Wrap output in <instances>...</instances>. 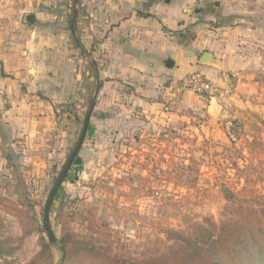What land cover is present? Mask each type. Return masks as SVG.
Wrapping results in <instances>:
<instances>
[{
  "label": "rangeland",
  "instance_id": "1",
  "mask_svg": "<svg viewBox=\"0 0 264 264\" xmlns=\"http://www.w3.org/2000/svg\"><path fill=\"white\" fill-rule=\"evenodd\" d=\"M107 3L143 0H78L77 34L102 86L50 220L57 238L98 250L115 240L143 261L178 250L177 232L202 238L210 222L232 217L233 202L264 207V6L238 43L244 64L226 71L233 97L212 103L179 81L143 102L142 82L108 69L107 23L97 18ZM72 12L73 0H0V57L11 60L4 69L0 58V264H58L62 255L59 243L45 251L43 212L96 86Z\"/></svg>",
  "mask_w": 264,
  "mask_h": 264
},
{
  "label": "crops",
  "instance_id": "2",
  "mask_svg": "<svg viewBox=\"0 0 264 264\" xmlns=\"http://www.w3.org/2000/svg\"><path fill=\"white\" fill-rule=\"evenodd\" d=\"M239 2L242 1L107 3V12L99 8L97 18L100 24L107 23L108 69L123 80L135 81L136 86L142 82L143 102L158 94L173 93L178 82L194 71L223 84L226 71L233 74L244 64L238 45L253 36L256 31L253 16L264 6ZM206 51L213 54L218 69L199 64ZM0 58L5 69L11 60ZM4 132L0 127V143Z\"/></svg>",
  "mask_w": 264,
  "mask_h": 264
},
{
  "label": "trees",
  "instance_id": "3",
  "mask_svg": "<svg viewBox=\"0 0 264 264\" xmlns=\"http://www.w3.org/2000/svg\"><path fill=\"white\" fill-rule=\"evenodd\" d=\"M232 207V217L219 223L210 222L203 228L207 234L203 232L202 238L183 237L177 232L178 240L182 241L178 250L143 261L136 260L128 252L118 251L115 240V247L98 250L76 239L58 238L62 252L58 264H264V207L259 209L242 202H233ZM2 225L0 219V227ZM108 236L109 244L113 243ZM52 245L44 242L49 256H52L49 250ZM37 259L30 264H37Z\"/></svg>",
  "mask_w": 264,
  "mask_h": 264
},
{
  "label": "water",
  "instance_id": "4",
  "mask_svg": "<svg viewBox=\"0 0 264 264\" xmlns=\"http://www.w3.org/2000/svg\"><path fill=\"white\" fill-rule=\"evenodd\" d=\"M77 4H78V0H73V12H72V18H71V32H72V35H73V38L75 40L77 47L87 57L88 61L90 62V64L92 65V67L94 69L96 86H95L94 94L90 100L89 106H88L87 111H86V115L84 118V122L82 125V129H81L79 138H78L69 158L67 159L66 163L64 164L56 182L54 183V186L52 187V189L49 193V196H48L45 208H44L43 225H44V228L46 230L47 236L53 245H58V238L54 232V229H53V227L51 225V221H50L51 208H52L53 202L55 200L56 194L60 189V186L64 182L68 172L70 171L72 164L74 163V161H75L77 155L79 154V151L83 145V142L85 140V137H86L89 125H90L92 113H93L94 108L96 106V102H97L99 93L101 91V86H102V79H101V73H100L99 65H98L97 61L93 58L91 53L89 51H87V49L84 47L80 37L77 34V18H78ZM25 20L28 23L33 24L35 21V15L28 14L25 17ZM168 64H169V66H172L171 60H168ZM199 64L200 65H214L215 60H214L213 54L209 51L204 52L201 55V57L199 58ZM212 103H216L215 99H212Z\"/></svg>",
  "mask_w": 264,
  "mask_h": 264
},
{
  "label": "built area",
  "instance_id": "5",
  "mask_svg": "<svg viewBox=\"0 0 264 264\" xmlns=\"http://www.w3.org/2000/svg\"><path fill=\"white\" fill-rule=\"evenodd\" d=\"M214 3L221 2L223 0H211ZM235 75H225L223 79V84L213 82L208 79L202 72L194 71L188 73L181 79V84L184 87L197 91L204 94L206 97L215 99L216 101H225L230 99L235 94Z\"/></svg>",
  "mask_w": 264,
  "mask_h": 264
}]
</instances>
